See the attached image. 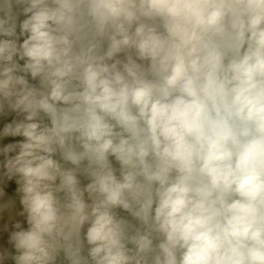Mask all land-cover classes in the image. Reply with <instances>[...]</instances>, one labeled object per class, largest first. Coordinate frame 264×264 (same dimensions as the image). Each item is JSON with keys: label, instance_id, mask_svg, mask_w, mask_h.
I'll use <instances>...</instances> for the list:
<instances>
[{"label": "clouds", "instance_id": "clouds-1", "mask_svg": "<svg viewBox=\"0 0 264 264\" xmlns=\"http://www.w3.org/2000/svg\"><path fill=\"white\" fill-rule=\"evenodd\" d=\"M0 264H264V0H0Z\"/></svg>", "mask_w": 264, "mask_h": 264}]
</instances>
